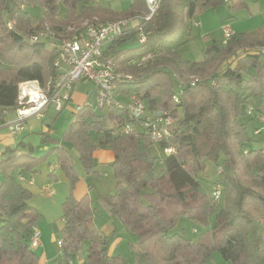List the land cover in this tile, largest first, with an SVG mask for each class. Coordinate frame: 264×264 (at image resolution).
<instances>
[{
  "label": "trees",
  "instance_id": "16d2710c",
  "mask_svg": "<svg viewBox=\"0 0 264 264\" xmlns=\"http://www.w3.org/2000/svg\"><path fill=\"white\" fill-rule=\"evenodd\" d=\"M229 2L161 0L146 20V0H133L120 11L95 0H0V113L18 108L21 84L37 81L47 88L59 77L54 67L57 47L50 49L43 40L46 28L59 38L75 20L94 25L138 21L104 51L131 77L119 83L116 103L99 108L104 111L100 114L90 105L81 107L61 138L53 137L51 129L41 133V144L51 147L43 156H37L34 147H6L0 153V171L5 173L0 186V264H39L31 245L39 213L20 177L26 179L55 152L70 183L62 205L61 262L70 264L87 242L86 264H127L122 255L110 254L109 239L93 221L88 196H74L80 181L77 160L88 178L99 176L94 153L100 149L114 153L116 193L99 196L97 205L131 236L134 264H218L215 253L230 264H264V149L251 146L246 121L248 116L264 124V29L211 43L201 61L186 60L179 53L190 41L191 20ZM27 3L43 7L39 22L26 11ZM150 54L152 58L140 65ZM186 75L205 78L192 84L186 83ZM132 95L144 103L147 116L166 111L173 118L168 137L160 143L152 141L146 119L130 116ZM154 145L164 157L152 154ZM207 162L223 169L208 192L198 179ZM184 218L200 233L198 239L187 238L179 225ZM118 231L116 227L113 234L123 237Z\"/></svg>",
  "mask_w": 264,
  "mask_h": 264
},
{
  "label": "rangeland",
  "instance_id": "374dc122",
  "mask_svg": "<svg viewBox=\"0 0 264 264\" xmlns=\"http://www.w3.org/2000/svg\"><path fill=\"white\" fill-rule=\"evenodd\" d=\"M133 0H95L96 3H99L101 6L106 8H112L114 10H126L130 7ZM246 6H245V4ZM60 13L63 16L65 12L64 6L60 5ZM26 11L32 17L34 23L40 21L43 17L44 9L39 4H32L27 3L25 5ZM213 9L215 13V18L217 22H211L210 25L214 27H218V30L214 31L213 33L206 35L201 32H197V28L192 26V38L190 41L182 46L179 50L180 55L189 61H201L203 57V50L207 48L213 42H221L226 41L223 35V26L226 23H229L232 27V30L236 33H247L251 34L257 32L259 30L264 29V0H230L229 3L221 5ZM135 26L138 24L135 20H132ZM135 21V22H134ZM111 22V21H110ZM218 23V24H217ZM98 24H103L102 22ZM92 25L91 21L87 20H75L70 22L63 31L60 32L59 38L55 36L54 30L50 27L46 28L43 31V35H47L46 40L49 42V48L52 49L54 47H58L59 41L63 40V38H81L90 28ZM67 35H72L71 37H66ZM74 36V37H73ZM224 66V65H223ZM222 66V68H223ZM221 68V69H222ZM119 70V69H118ZM121 72V71H120ZM179 78V77H178ZM205 76L201 75H186V83H195L196 81H202ZM255 90H258V87H255ZM118 92V90H117ZM74 93L78 94V96H83L88 105L92 106L93 109L97 113H103L104 111L100 110L97 106L96 100V92L94 85L85 80L77 84L74 87ZM80 98V97H79ZM77 101H69L67 106V111L64 110L63 112L54 111L48 118L44 120L38 119L36 117H31L27 120V130L24 133H19L16 136H11L16 141L14 143H10L12 148H18L22 151H28L30 147H34L36 150L37 156H42L47 154L50 150V146L42 145L41 144V132L46 127V125H52L53 128L51 132L54 136L60 137L63 131L68 127L69 124L73 122L74 116L71 114L77 110ZM248 108V107H247ZM245 108L244 110H246ZM107 110V109H106ZM105 110V111H106ZM59 116L56 118L57 114ZM246 121L249 128L250 138L252 139L251 146L255 148H264V135H256V129H262L264 126L262 123L251 120L250 117H246ZM31 126H35L33 130H31ZM4 133H8L7 130H3ZM2 132V133H3ZM95 136V133H93ZM24 142L25 145H21ZM9 145L4 142V140L0 141V153L3 152L6 146ZM151 152L156 157H164L165 153L160 149L158 145H154L151 149ZM77 166L80 172V181L78 182L77 186L84 185V189H81L79 186L74 191V196L76 193H80V199L88 196V200L92 208L94 209V216L93 221L97 228L105 234L109 239V252L112 255H122L125 257L127 264H134L133 256L131 254V249L129 247V241L131 236L126 234L121 225L118 224L117 226L114 225L112 222L113 220L107 214V212L98 207L97 199L99 196L105 195H114L116 193V180L114 178L113 170L111 165L106 167L99 166V176H91L87 177L86 173L82 169L80 163L77 160ZM55 168V172L52 173L51 169ZM220 170L223 172V169H217V167L211 163L207 162V168L205 171L199 172L198 179L202 184V189L206 192L213 189L211 186L213 182H215L219 178ZM29 182H24L22 185L29 189L32 193L30 204L37 210L39 213V218L37 220V225L42 226L46 229V231L50 232V234H57V239L53 242L51 241V247L54 250L59 248L60 242L62 240V229L64 227L63 219V203L67 197L70 195V183L65 177L64 173L60 169L58 165V154L57 152L50 154L47 156L45 161H43L33 174H26V180H31ZM5 180V173L0 171V186L2 182ZM89 186H93V188L89 189ZM49 188L50 190L54 191V195L50 197L44 188ZM82 191V192H81ZM113 226L114 229L116 227L120 229L118 234L123 237H117L113 232H110V224ZM180 227H184L186 229V236L187 238L196 240L200 237V233H195L193 230V226L188 219H182L180 222ZM108 230V231H107ZM179 231V229H177ZM49 234V233H47ZM261 234L263 237V248H264V223L261 228ZM56 238V237H55ZM87 242L82 244V253H80L75 259L72 261V264H80V261L85 259L86 251H87ZM214 260L218 264H230L226 263L220 256L219 253H215Z\"/></svg>",
  "mask_w": 264,
  "mask_h": 264
},
{
  "label": "built area",
  "instance_id": "2783aa9c",
  "mask_svg": "<svg viewBox=\"0 0 264 264\" xmlns=\"http://www.w3.org/2000/svg\"><path fill=\"white\" fill-rule=\"evenodd\" d=\"M160 1L146 0L149 11L146 20H150L156 13ZM131 22L133 21L120 20L92 25L81 38L59 41L58 55L54 62V67L60 72L59 77L54 79L47 88L41 87L37 81L21 84L18 108L13 110L16 117L6 119L5 115L12 110L4 111L2 115L4 125L13 134H17L25 129V123L29 118L44 119L50 106L61 111L64 105L71 100L75 85L83 80H88L94 85L99 108H105L116 103L115 96L119 83L125 79H131V77L120 72L114 58L104 55V51L115 37L123 34ZM136 22L138 21L136 20ZM232 34L230 29L225 28L226 41ZM140 41L144 43L145 37H141ZM151 58V54L147 55L140 65ZM129 99L127 108L130 116L135 120L146 119V126L151 128V139L154 143H160L168 137L169 129L174 124V120L168 112L160 111L152 116H147L146 107L142 101L134 95L130 96ZM260 133H264V129L256 131V134ZM172 151L169 149L166 152L170 154ZM54 170L55 168H52V171ZM20 181L24 183L27 180L21 176ZM31 181L32 179L27 182L30 183ZM44 191L50 197L54 195V191L47 187L44 188ZM220 193L221 187L218 186L215 195L218 197ZM40 239L41 232L35 227L31 238L32 247H37L40 244Z\"/></svg>",
  "mask_w": 264,
  "mask_h": 264
},
{
  "label": "crops",
  "instance_id": "0c3cea01",
  "mask_svg": "<svg viewBox=\"0 0 264 264\" xmlns=\"http://www.w3.org/2000/svg\"><path fill=\"white\" fill-rule=\"evenodd\" d=\"M217 22V19L215 18V13L213 11V9H209L207 10L205 13L193 18L190 22V25L191 27L193 26L194 28H197V32H201V33H204L206 35H209L211 33H213L214 31L218 30V27H214L212 25H210L211 22ZM135 22V21H134ZM218 24V23H217ZM131 26H135V24L133 22H131L130 24ZM220 27H223L222 30H223V35H224V30L225 28H228L232 31V33H236L232 30V27L229 23H226L224 24L223 26H220ZM192 33H193V30H191V36H190V39L192 38ZM225 37V36H224ZM85 80L83 81H80L79 83L81 82H84ZM77 83V84H79ZM76 84V85H77ZM75 85V86H76ZM96 92V91H95ZM80 97V98H79ZM70 101H77V110L75 112H72L71 114L74 116L78 110L81 108V107H84L87 104L85 98L83 96H78V94H75L74 93V90L72 92V95H71V100ZM68 103H66L63 107V109L61 110V112H63L64 110H67V105ZM56 110V108H54V106H50V108L48 109V113L46 115L45 118H48L49 116H51L52 113H54V111ZM58 111V110H56ZM67 111H72L71 109L70 110H67ZM60 112V113H61ZM3 112L0 113V141L2 142L4 140L5 143L9 144L7 145L6 147H12L10 146V143H14L16 140L13 139L11 136H16L18 135L19 133L17 134H13L5 125H4V122H3ZM16 117L15 115V112L11 111L9 112L8 114L5 115V118L6 119H14ZM44 118V119H45ZM42 119V120H44ZM264 125V124H263ZM35 128V126H31V130H33ZM49 129H52V128H49L48 125H46V127L42 130L41 133L43 132H46L48 131ZM3 130H7L8 133H4ZM27 130V121L25 123V129L21 132V133H24L26 132ZM3 132V133H2ZM40 133V134H41ZM51 135L53 137H56L52 134V132L50 131ZM62 136V134H61ZM60 137H56V138H61ZM11 141V142H10ZM11 143V144H12ZM264 149V148H263ZM51 150V148H50ZM38 155V154H37ZM43 156V155H42ZM94 158L96 160V162L98 163V165L100 167H106V166H109L113 163L114 161V153L110 150H103V149H100V150H97L95 153H94ZM56 170V169H55ZM52 171V169H51ZM52 172H55V171H52ZM33 179V178H32ZM34 181V179H33ZM81 186V189H84V185H80ZM77 186V188L79 187ZM212 190V189H211ZM82 192V191H81ZM80 193H76L75 194V198L77 199H80ZM113 222V221H112ZM110 224L111 228H110V232H114V228H113V224ZM115 227V226H114ZM37 228L39 229V231L41 232V239H40V244L34 248V252L35 254L37 255L38 257V261H39V264H63L61 262V242H60V246L59 248L57 247V250H54L52 247H51V241H55L57 239V234H50V232L46 231V229L42 226H39L37 225ZM108 231V230H107ZM49 233V234H47ZM56 237V238H55ZM82 253V252H81ZM86 257V255H85ZM73 264H76L75 261ZM80 264H86V260L84 259V255H83V259L80 261Z\"/></svg>",
  "mask_w": 264,
  "mask_h": 264
}]
</instances>
